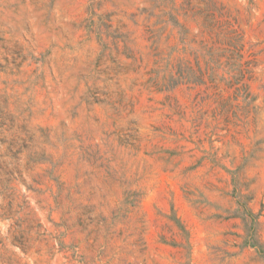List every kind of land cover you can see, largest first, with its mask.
I'll return each instance as SVG.
<instances>
[{"label":"rangeland","instance_id":"1","mask_svg":"<svg viewBox=\"0 0 264 264\" xmlns=\"http://www.w3.org/2000/svg\"><path fill=\"white\" fill-rule=\"evenodd\" d=\"M0 264H264V0H0Z\"/></svg>","mask_w":264,"mask_h":264}]
</instances>
